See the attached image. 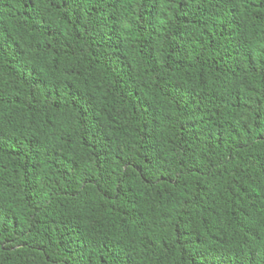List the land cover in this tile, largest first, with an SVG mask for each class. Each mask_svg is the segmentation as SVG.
<instances>
[{
    "label": "trees",
    "instance_id": "trees-1",
    "mask_svg": "<svg viewBox=\"0 0 264 264\" xmlns=\"http://www.w3.org/2000/svg\"><path fill=\"white\" fill-rule=\"evenodd\" d=\"M0 264H264V0H0Z\"/></svg>",
    "mask_w": 264,
    "mask_h": 264
}]
</instances>
